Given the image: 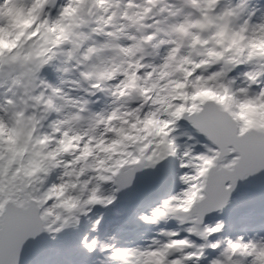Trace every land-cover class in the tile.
<instances>
[{"label":"clouds","instance_id":"1","mask_svg":"<svg viewBox=\"0 0 264 264\" xmlns=\"http://www.w3.org/2000/svg\"><path fill=\"white\" fill-rule=\"evenodd\" d=\"M197 2L206 9L205 13H201L198 7L183 4L182 0H167L168 6L179 5L181 21L183 15H188L204 23L203 27L187 30L188 35L182 38L178 46L180 51L171 62L164 60L165 56L161 62L155 61L161 47L155 48L154 45L159 40L179 38L176 34H167L170 25L178 18L161 14L164 4L152 3L150 12L140 16L143 8L149 7L142 0H116L115 4L105 0L109 11L117 17L109 31L118 33L120 37L137 36V42L144 40L145 34L156 36V40L141 44L143 51L131 54L114 48H100L107 37L93 30L102 27L95 21L97 16L106 13L97 8L96 14L88 17L91 23L83 31L88 33L89 40L75 50L71 63L63 61V68H68L67 73L71 76L79 73L73 84L84 93L95 95L101 92L111 97L109 108L94 112L90 108L93 103L90 98L83 95L73 97L57 87L61 94L55 96L53 105L59 108V114L48 110L46 100L31 103V97L27 108L20 109L29 116H39L38 127L31 125L27 117L20 122L11 121L9 112L5 111L4 122L0 124V164L4 168L3 192L0 194L4 196L5 210L12 199L26 196L31 202L48 196L41 206V215L51 209L52 215L47 222L56 228L62 226L56 220L57 216L63 220L82 208L90 212L97 204L89 205L88 200L94 196H108L105 186L110 182L100 177L115 176L134 167V158L142 159L152 152L166 149V145L161 143L162 139H167L163 132L172 134L175 128L165 126L163 121L169 120V113L181 106L214 103L226 112L235 108V123L244 125L250 132L264 134V99L257 95L264 94V87L260 86L264 84V14L254 20L256 12L249 10L250 0H237L235 3L233 0H215L211 5L206 0ZM129 3L133 6L129 7ZM92 7L88 10L91 11ZM229 10L231 15L224 17L223 12ZM47 12L51 15L49 8ZM124 13L137 17L138 23L125 19ZM12 16L11 34L0 32V56L8 57L25 46L40 43L46 35L60 38L59 34L48 33L47 27H40V16L15 13ZM157 22L159 31L154 27ZM192 35H198L199 42L193 41ZM125 44L131 46L127 40L119 41L118 46ZM88 47H97L98 51L84 58ZM185 60L188 62H182ZM164 63L168 64L167 68L162 67ZM137 64L140 66L136 67ZM149 65L153 67L149 68ZM241 65L249 66L248 72L255 73L256 78L238 84L230 73ZM82 73H87V77ZM253 85H257L259 91ZM3 88L5 99H24L11 90L7 81ZM241 90L248 95H243ZM32 91L37 95L48 93L39 83ZM149 112L158 115L149 119ZM53 113L56 118L46 128L45 122ZM53 124L58 126L53 127ZM57 170H60L58 182L47 186L50 175ZM196 196L194 193V202H198ZM190 207L194 208V204ZM237 240L260 243L264 237L245 241L241 236ZM103 246L97 242V247L102 249Z\"/></svg>","mask_w":264,"mask_h":264},{"label":"snow or ice","instance_id":"2","mask_svg":"<svg viewBox=\"0 0 264 264\" xmlns=\"http://www.w3.org/2000/svg\"><path fill=\"white\" fill-rule=\"evenodd\" d=\"M55 2L56 0H0V32L8 31L11 34L12 13H15L16 15L40 16L41 28L47 27L48 33L60 35L59 39L55 35L51 38L46 35L45 40L40 43L25 46L8 57L0 56V87H3L7 81L11 85V90L17 92V96L24 97L19 101L10 98L0 102V124L4 122V112L8 111L11 121L20 122L27 117L31 125L38 127L39 116H29L20 110L27 108L29 97H31V103H42L46 100L48 110H54L56 114H59L60 110L53 105V99L56 95L61 94V90L41 80L39 74L46 65L57 59V56L65 57L66 63L72 62L71 57L75 50L81 47L83 42L89 40L88 33L83 29L91 23L88 17L96 14L97 8L101 13H106L97 16L95 22L102 27L93 30L102 32L107 37L106 42L99 45L100 48H114L121 53L131 54L134 51H143L141 44L145 41L156 40V36L145 34L144 40L137 42L139 39L137 36L129 34L126 37H120L118 33L109 31L113 20L117 17L109 11V5L105 3V0H67L59 15L53 19L47 9L50 6L54 7ZM115 2L116 0H109L111 4H115ZM206 2L211 5L215 0H206ZM142 3L149 7H144L143 12L139 13L140 16L150 12L152 3H161L165 5L160 9L161 14L167 13L169 17L178 18L176 23L170 25V31L167 34L169 36L176 34L179 38L161 39L154 45L155 48L168 46L169 51L163 58L168 62L176 58L177 52L180 51L178 46L181 44L182 38L188 35L187 30L204 26L200 19L193 20L188 15H183L181 21L179 5L168 6L167 0H142ZM182 3L198 7L201 13L206 12V9L201 7L197 0H182ZM128 6L132 7L133 5L129 3ZM89 7H92L91 11L88 10ZM228 15H231L230 10L223 12L224 17ZM45 16L48 18L44 19ZM124 18L133 24L138 23L137 17L129 16L127 13H124ZM204 19L207 20L208 17L205 16ZM154 27L159 31V22ZM77 28L80 31H74ZM39 30L37 29V31ZM192 39L199 42L200 37L192 35ZM121 40L129 41L131 46L127 44L118 46ZM58 48L63 50L57 51ZM85 51L84 58H87V56L96 53L98 48L88 47ZM139 66V64L136 65V67ZM148 67L153 66L149 65ZM162 67L167 68L168 64L164 63ZM63 71L67 73L69 69L63 68ZM82 75L87 77V73H82ZM245 75L246 79L250 81L256 78V74L253 72H247ZM36 83L41 84L48 90V93L53 95L35 94L32 89ZM123 86L120 85V87ZM241 93L245 96L248 95L244 90H241ZM257 95H261V98L264 99V94L257 93ZM195 98L193 95L192 99L195 100ZM239 103L240 101H237V104ZM154 115H158V113L149 112L148 118L150 119ZM169 116V120L163 121L165 126L173 127L176 130V125L181 119H188L200 133L211 141L212 145L217 147L205 145L207 153L194 155L191 150H188L181 155L176 137L168 131H164L163 136L167 139H162L161 143L166 145L165 150L152 152L142 159L134 158L132 160L134 167L122 170L115 176L100 177V179L117 184L120 188L127 187L131 184L135 172L140 168L155 166L169 156L177 157L181 160V167L194 169V174H185L181 177L188 188L182 193L172 196L170 200H165L162 207L154 209L152 215H144L142 219L147 223H158L162 219L174 218L181 225L189 224L186 231L190 235H196L205 240V243L197 245L188 237L178 238L180 237L179 231L162 230L161 235L165 239L153 240L152 245L146 248L116 249L112 252V258L118 259L121 264H190V262L204 259L207 250L212 249L217 250L218 255L211 259L209 264H264V241L247 243L237 239H227L226 241L221 239L213 242L209 238L222 232L223 223H217L215 226L204 225V217L207 214L223 209L228 203L230 192L239 180L264 170V134L250 132L244 125L235 123L233 120L235 108L226 112L214 103L203 106H197V104H192L191 107L181 106L176 111L170 112ZM56 126L58 125L53 124V127ZM43 139H47V137H43ZM3 176L4 168L0 164V193L3 192ZM229 181L231 183H228ZM194 193H197L196 201L198 202L193 201ZM47 198L48 196H45L29 202L26 196H22L19 199L10 200L5 210L4 196L0 194V264H18L22 247L30 237H35L44 230H53V225L47 223L48 217L52 215V210L48 209L41 215V206L44 205ZM114 200V195L106 198L94 196L87 203L107 206ZM193 204L194 208L190 207ZM86 214V209L82 208L79 212L69 215L63 220L57 216L56 220L60 221L62 226L54 230L61 231L71 223H79L80 216ZM98 223L99 221H97ZM87 247L90 251H94L97 241H92L91 244H87ZM110 247L104 245L101 250H108Z\"/></svg>","mask_w":264,"mask_h":264},{"label":"rangeland","instance_id":"3","mask_svg":"<svg viewBox=\"0 0 264 264\" xmlns=\"http://www.w3.org/2000/svg\"><path fill=\"white\" fill-rule=\"evenodd\" d=\"M54 61L46 66L52 67ZM39 75L41 80L50 84L48 77L42 70ZM64 79H67V76L64 77ZM60 85H62V82ZM53 86L60 88L58 84ZM5 96L6 93L4 95V100ZM55 118L56 114L53 113L49 121L45 122V127L47 128V124ZM176 142L180 146L179 151L182 155L185 151L181 148V144L178 143L179 141L177 138ZM159 164L162 166L167 176L176 178V184H174L176 187L174 190L167 191V186L169 182H172L171 180L166 183L167 185L160 186L162 190L167 191V194L164 196L166 198L162 201V204H160V206H162L165 200H170L172 196L180 194L188 188V185L181 179L183 175L187 174L186 171L188 168L181 167V160L173 156H169L160 161ZM177 164L178 172H176L175 169ZM59 173L60 170H57L50 175L46 182L47 186L50 187L53 183L58 182ZM112 184L113 183H109L105 186L106 195L108 196L114 195ZM116 200L115 198V200L107 206L96 205L86 215L80 216L79 223H71L65 226L61 231H55L54 229L57 227L55 225L53 226V230H45L44 238H46L47 241L44 245H46V247L42 248L38 258L33 264H113L108 256V251L111 250V247L115 244V242L113 243L115 237L114 234L110 233L108 222L117 216L124 215V206L118 204ZM110 206L114 208L109 216ZM97 221H99L98 224ZM207 226H210V224L207 223ZM94 240L111 247L108 250H101L100 247H96L94 251H90L87 244H91Z\"/></svg>","mask_w":264,"mask_h":264},{"label":"water","instance_id":"4","mask_svg":"<svg viewBox=\"0 0 264 264\" xmlns=\"http://www.w3.org/2000/svg\"><path fill=\"white\" fill-rule=\"evenodd\" d=\"M139 170H142V168H140ZM137 180L138 178L134 176L130 185H128L127 187L120 188V192L122 194L121 200H131L137 196L138 191L137 192L132 191L130 194H127V191H126L129 188V186L134 185L135 182H137ZM257 185L259 187H264V185L260 183H258ZM43 233L44 231H41L38 235H36L35 237H30L24 243L22 247V251L20 253L18 264H30L31 260L36 257V255L40 251L42 244L44 243Z\"/></svg>","mask_w":264,"mask_h":264},{"label":"bare ground","instance_id":"5","mask_svg":"<svg viewBox=\"0 0 264 264\" xmlns=\"http://www.w3.org/2000/svg\"><path fill=\"white\" fill-rule=\"evenodd\" d=\"M62 2H64V4H66L67 3V0H62L61 1V3H60V6H58V8H62L63 7V5H62ZM57 8V7H56ZM55 18V17H54ZM60 59H62V63H63V61L65 60V57H63V56H61L60 57ZM73 71H75V70H73ZM236 71H237V69H236ZM53 74H54V72H53ZM67 75L68 76V79L70 78L72 81H74L75 80V78H76V76H78V72L76 73V76H71L69 73H65L64 72V75ZM63 91H65V92H68L67 90H68V88H71V89H73V91L74 92H72V93H70L72 96H77V95H83V96H85L86 98H90L92 101H93V103L92 104H90V108L93 110V111H96V109H95V106H96V103L98 102V98H99V96H100V93L101 92H99V95L97 96V100H95L96 99V94H98V92L97 93H95V95H92L91 93H84L83 92V90L82 89H79V88H76L75 86H74V84L72 83V84H67V89L66 88H64V87H60ZM257 91H259V89H257ZM112 99V98H111ZM110 102H111V100H109V102H108V104H107V106H106V109H108L109 108V105H110ZM205 141H202V142H199V143H204ZM264 171V170H263ZM166 183V179L163 181V185ZM112 189H113V192H114V195L116 196L117 194H116V187L113 185L112 186ZM242 192V191H241ZM240 192V193H241ZM249 196H251V194L249 195ZM127 207L129 206V205H126ZM129 210H131V208L130 209H128V211ZM213 219V218H212ZM214 220V219H213ZM152 232H153V235H155V230H152ZM146 234H148V236H149V232L148 231H146L145 232ZM162 238V237H161ZM197 244V243H196ZM198 245V244H197ZM208 251H209V253H212V256L210 257V260L211 259H213L216 255H217V253L216 252H211L209 249H208ZM209 263V262H208Z\"/></svg>","mask_w":264,"mask_h":264}]
</instances>
